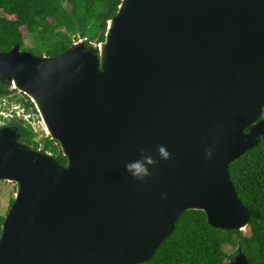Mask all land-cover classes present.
<instances>
[{
    "label": "water",
    "instance_id": "95a60500",
    "mask_svg": "<svg viewBox=\"0 0 264 264\" xmlns=\"http://www.w3.org/2000/svg\"><path fill=\"white\" fill-rule=\"evenodd\" d=\"M0 82L31 99L67 159L0 127L15 192L0 264H141L189 209L247 228L229 165L264 139V0H121L100 43L0 52ZM228 264L249 262L236 251Z\"/></svg>",
    "mask_w": 264,
    "mask_h": 264
},
{
    "label": "trees",
    "instance_id": "16d2710c",
    "mask_svg": "<svg viewBox=\"0 0 264 264\" xmlns=\"http://www.w3.org/2000/svg\"><path fill=\"white\" fill-rule=\"evenodd\" d=\"M120 2L0 0V52L19 45L22 51H30L36 56L53 57L79 39L89 44L100 43L105 39L107 22L117 12ZM23 29L31 36L33 44H26ZM15 93L21 95L20 98L12 96L15 101L26 112L38 116L28 96L9 90L0 82V98ZM10 121L6 126L17 125L23 143L67 163L59 144L51 137L37 138L31 125L21 118L14 117ZM229 176L238 198L250 213L246 231L214 228L203 211L189 209L179 216L174 232L151 259L141 264H228L234 255L226 250L227 247L243 252L249 264H264V139L229 165ZM3 221L4 216L0 215V235Z\"/></svg>",
    "mask_w": 264,
    "mask_h": 264
},
{
    "label": "rangeland",
    "instance_id": "374dc122",
    "mask_svg": "<svg viewBox=\"0 0 264 264\" xmlns=\"http://www.w3.org/2000/svg\"><path fill=\"white\" fill-rule=\"evenodd\" d=\"M23 33L25 34L26 44L27 45L33 44L31 36L26 32L25 29H23ZM14 95L19 97V98L21 97V95H19L18 93H15V94H11V96L0 98V109L3 107L7 108V110H5V112L9 113V110L12 106L17 105V104L19 106H21L18 102L15 101V98L12 97ZM4 102H7V103L3 104ZM19 113H22V112H19ZM26 114H27V116H29V114L27 112H26ZM0 117H1V115H0ZM6 120L10 121V119H6ZM26 120L31 125V127L34 129V131L37 133V138H40V137H43L44 135H47L45 133L46 131H45L44 126L41 124V122L39 121V118L37 117L36 114L31 113L30 117H28ZM8 121H5V119L0 118V127L6 126V122H8ZM14 193H15L14 192V186L12 185L11 182H8L5 180H0V215L1 216L5 217L7 215L8 211L10 209V206H11V200L14 198ZM245 231H246V229L243 230V232H245ZM226 250L230 254H233V255H235V253H236V250H231L229 247H227Z\"/></svg>",
    "mask_w": 264,
    "mask_h": 264
},
{
    "label": "clouds",
    "instance_id": "9594fccd",
    "mask_svg": "<svg viewBox=\"0 0 264 264\" xmlns=\"http://www.w3.org/2000/svg\"><path fill=\"white\" fill-rule=\"evenodd\" d=\"M1 110L5 111V110H7V108L3 107V108H1ZM16 111H18V108H16L15 105L12 106L9 110V112H16ZM159 153H160L161 157L164 159H167V157L169 155L163 146H161L159 148ZM146 159H147L148 163L153 162V161H151L150 158H146ZM126 167L128 168L130 174L133 175V177L136 179H143V177L148 174V169H147L146 165L142 164L140 162H136L133 165H127Z\"/></svg>",
    "mask_w": 264,
    "mask_h": 264
},
{
    "label": "built area",
    "instance_id": "2783aa9c",
    "mask_svg": "<svg viewBox=\"0 0 264 264\" xmlns=\"http://www.w3.org/2000/svg\"><path fill=\"white\" fill-rule=\"evenodd\" d=\"M7 102H4L3 104H6ZM22 106V105H21ZM19 106L18 104L17 105H15V107L16 108H18V111H16V112H9V113H6L4 110H1L0 109V115H1V117L0 118H3V119H5V121H6V119H11V118H21L22 120H25V121H27L26 119L28 118V117H30V114L31 113H29V112H27L28 114H29V116H27V114H26V110H25V108L22 106ZM19 112H22V113H19ZM16 113V114H15ZM27 116V117H26ZM38 118H39V121L41 120L40 119V117H39V115L37 116ZM28 122V121H27Z\"/></svg>",
    "mask_w": 264,
    "mask_h": 264
},
{
    "label": "flooded vegetation",
    "instance_id": "af4514ba",
    "mask_svg": "<svg viewBox=\"0 0 264 264\" xmlns=\"http://www.w3.org/2000/svg\"><path fill=\"white\" fill-rule=\"evenodd\" d=\"M11 126H15V127H17V125H14V124H13V125H11Z\"/></svg>",
    "mask_w": 264,
    "mask_h": 264
},
{
    "label": "bare ground",
    "instance_id": "6f19581e",
    "mask_svg": "<svg viewBox=\"0 0 264 264\" xmlns=\"http://www.w3.org/2000/svg\"><path fill=\"white\" fill-rule=\"evenodd\" d=\"M41 124L43 125L42 121L40 120Z\"/></svg>",
    "mask_w": 264,
    "mask_h": 264
}]
</instances>
